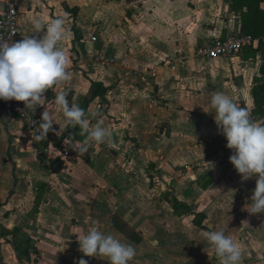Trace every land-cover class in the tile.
<instances>
[{
	"label": "crops",
	"instance_id": "obj_1",
	"mask_svg": "<svg viewBox=\"0 0 264 264\" xmlns=\"http://www.w3.org/2000/svg\"><path fill=\"white\" fill-rule=\"evenodd\" d=\"M7 1L23 37L35 19L64 17L60 46L76 84L69 102L83 108L92 83L106 87L85 111L89 131L102 118L111 135L85 153L72 149L85 136L54 103L66 82L27 108L38 126L47 111L59 136L36 139L0 100V264H108L79 251L78 237L95 221L136 248L129 264H218L194 223L200 213L209 231L227 221L242 264H264V213L245 210L256 178L243 180L230 164L208 106L221 91L264 124L252 97L264 54L197 55L242 33L231 0H0V17Z\"/></svg>",
	"mask_w": 264,
	"mask_h": 264
},
{
	"label": "clouds",
	"instance_id": "obj_2",
	"mask_svg": "<svg viewBox=\"0 0 264 264\" xmlns=\"http://www.w3.org/2000/svg\"><path fill=\"white\" fill-rule=\"evenodd\" d=\"M33 34L16 42H0V100L22 102L25 108L43 104L45 93L55 85L67 83L68 88L59 92L54 100L61 110L66 125L82 129L83 140L72 141V149L85 153L92 143H105L111 133L98 118L89 131L86 111L78 104L70 103L68 96L76 87L68 70L69 58L61 47L67 39L64 17L50 20L46 25L39 19L32 24ZM42 33V35H40ZM219 134L232 151L230 164L243 180L256 178V186L245 210L256 215L264 213V124L252 119L250 112L238 106L221 91L210 93L209 105ZM94 117L97 113L92 114ZM54 121L44 111L36 139H46L52 131L57 136L61 129L53 128ZM227 221L215 230L204 231L203 237L214 251L218 264H242V249L231 236ZM79 251L85 257L102 256L108 264H129L136 256V248L119 235L107 231L99 221L78 237ZM79 264H88L81 259Z\"/></svg>",
	"mask_w": 264,
	"mask_h": 264
},
{
	"label": "built area",
	"instance_id": "obj_3",
	"mask_svg": "<svg viewBox=\"0 0 264 264\" xmlns=\"http://www.w3.org/2000/svg\"><path fill=\"white\" fill-rule=\"evenodd\" d=\"M19 11L16 5L7 1L1 7L0 17V42H16L22 40L23 36L19 28ZM96 41V38H92ZM256 41L243 33H234L226 36L225 38H216L198 49L197 55L202 58L210 60H218L220 58L233 59L239 57L246 48L255 46ZM3 112L19 118L23 121L30 130L32 136L37 137L39 126L34 120L28 109L25 108L22 102L15 100L5 101ZM254 119V117H253ZM69 152L67 151L66 154Z\"/></svg>",
	"mask_w": 264,
	"mask_h": 264
},
{
	"label": "trees",
	"instance_id": "obj_4",
	"mask_svg": "<svg viewBox=\"0 0 264 264\" xmlns=\"http://www.w3.org/2000/svg\"><path fill=\"white\" fill-rule=\"evenodd\" d=\"M231 10L240 14L242 33L251 36L256 41L255 46L246 48L245 56L255 58L258 53L264 54V0H231ZM92 86L93 90L85 101L84 110L97 97L105 95L107 92V88L100 84L92 83ZM252 97L256 114L259 118L264 119V63L260 67V78L253 88ZM173 202L175 207H182L185 212L190 210L187 205L179 201L174 200ZM204 219L203 214H196L194 223L202 230L209 231L203 224ZM119 228L120 230L124 229L123 226H119ZM132 236V239L138 241V236Z\"/></svg>",
	"mask_w": 264,
	"mask_h": 264
},
{
	"label": "water",
	"instance_id": "obj_5",
	"mask_svg": "<svg viewBox=\"0 0 264 264\" xmlns=\"http://www.w3.org/2000/svg\"><path fill=\"white\" fill-rule=\"evenodd\" d=\"M2 103L5 104V101L2 100Z\"/></svg>",
	"mask_w": 264,
	"mask_h": 264
}]
</instances>
